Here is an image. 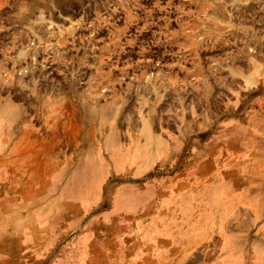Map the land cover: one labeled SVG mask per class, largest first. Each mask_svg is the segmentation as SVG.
I'll return each instance as SVG.
<instances>
[{"label": "rangeland", "instance_id": "1", "mask_svg": "<svg viewBox=\"0 0 264 264\" xmlns=\"http://www.w3.org/2000/svg\"><path fill=\"white\" fill-rule=\"evenodd\" d=\"M0 3V264H264V0Z\"/></svg>", "mask_w": 264, "mask_h": 264}, {"label": "bare ground", "instance_id": "2", "mask_svg": "<svg viewBox=\"0 0 264 264\" xmlns=\"http://www.w3.org/2000/svg\"><path fill=\"white\" fill-rule=\"evenodd\" d=\"M6 1V3L7 2H10L11 0H5ZM13 1V0H12ZM0 7H1V3H0ZM9 8L11 9V5H9ZM9 25V24H8ZM12 26V25H11ZM16 27V26H15ZM0 30H1V26H0ZM13 29L11 28V29H9V30H7V31H4V32H2V34L3 33H10L11 31H12ZM4 41V40H3ZM8 105H10V104H8ZM8 105H5V106H2L1 108H0V116H4L5 115V113H6V107L8 106ZM14 110V109H13ZM13 114H15L16 113V115H18L19 114V110H16L15 109V112H12ZM12 115V114H11ZM13 122V121H12ZM12 122H10L8 125H9V127H12L13 125V123Z\"/></svg>", "mask_w": 264, "mask_h": 264}, {"label": "crops", "instance_id": "3", "mask_svg": "<svg viewBox=\"0 0 264 264\" xmlns=\"http://www.w3.org/2000/svg\"><path fill=\"white\" fill-rule=\"evenodd\" d=\"M82 261H83V264H89V262H87V261L85 262V260H82Z\"/></svg>", "mask_w": 264, "mask_h": 264}]
</instances>
